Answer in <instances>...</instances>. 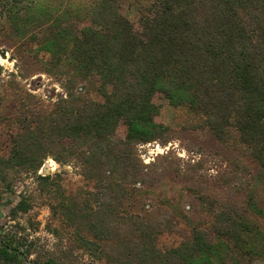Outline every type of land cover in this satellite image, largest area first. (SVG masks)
Here are the masks:
<instances>
[{
  "label": "trees",
  "instance_id": "16d2710c",
  "mask_svg": "<svg viewBox=\"0 0 264 264\" xmlns=\"http://www.w3.org/2000/svg\"><path fill=\"white\" fill-rule=\"evenodd\" d=\"M1 1L14 36L35 37L46 27L47 72L68 78L54 108L22 120L9 154L0 155V184L9 171L31 172L77 246L105 264H231L225 250L250 229L248 217L233 212L218 214L217 238L194 227L179 245L159 248L171 224L167 213L139 207L156 179L139 145L168 139L153 100L162 93L171 105L200 114L199 126L220 141L235 134L264 174V0H149L140 31L120 0H88L73 11L65 0L60 13L45 0ZM85 83L103 100L84 92ZM121 122L123 138L116 135ZM49 156L75 162L93 188L67 193L58 172L38 173ZM30 209L20 198L12 213ZM33 253L26 236L0 227V264H57Z\"/></svg>",
  "mask_w": 264,
  "mask_h": 264
},
{
  "label": "rangeland",
  "instance_id": "374dc122",
  "mask_svg": "<svg viewBox=\"0 0 264 264\" xmlns=\"http://www.w3.org/2000/svg\"><path fill=\"white\" fill-rule=\"evenodd\" d=\"M63 1L45 3L60 13ZM70 2L73 11L88 0ZM2 4L0 0V155L7 156L12 136L20 129L22 120L32 111L54 108L65 96L68 77L57 70L47 72L50 58L42 49L46 27L36 29L35 37L14 36ZM120 4L121 12L140 31V16L147 11L149 0H120ZM70 20L78 25L88 22L85 18ZM85 84L84 92L95 100H103L92 85ZM153 100L160 107L156 120L169 127L168 139L139 145L143 161L153 163L156 170L154 182L144 187L139 207H145L149 214L169 215L171 228L159 235V248L179 245L190 237L194 227L217 238L218 214L228 211L250 221L242 243L225 250L229 262L264 264V174L248 148L233 133L227 142L220 141L211 130L199 126L200 114L184 105H171L162 93H156ZM125 134L126 125L121 122L116 135L123 138ZM56 172L61 175L67 193L93 188V182L81 174L73 161L62 164L49 156L38 170ZM0 190V227L26 236L34 252L32 257L42 262L55 259L57 264H105L77 246L72 228L52 213L48 196L31 172L9 171ZM20 198L30 202L31 209L14 215L12 208ZM251 202L257 210L252 209Z\"/></svg>",
  "mask_w": 264,
  "mask_h": 264
},
{
  "label": "built area",
  "instance_id": "2783aa9c",
  "mask_svg": "<svg viewBox=\"0 0 264 264\" xmlns=\"http://www.w3.org/2000/svg\"><path fill=\"white\" fill-rule=\"evenodd\" d=\"M146 161V160H145Z\"/></svg>",
  "mask_w": 264,
  "mask_h": 264
}]
</instances>
